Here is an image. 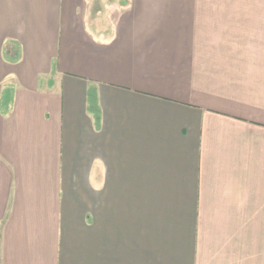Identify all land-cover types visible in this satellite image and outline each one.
Segmentation results:
<instances>
[{
    "label": "crops",
    "instance_id": "0c3cea01",
    "mask_svg": "<svg viewBox=\"0 0 264 264\" xmlns=\"http://www.w3.org/2000/svg\"><path fill=\"white\" fill-rule=\"evenodd\" d=\"M0 264H264V0H0Z\"/></svg>",
    "mask_w": 264,
    "mask_h": 264
}]
</instances>
